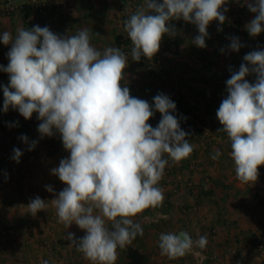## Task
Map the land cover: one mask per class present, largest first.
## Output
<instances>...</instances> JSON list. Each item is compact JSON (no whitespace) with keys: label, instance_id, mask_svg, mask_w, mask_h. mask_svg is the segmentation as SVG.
<instances>
[{"label":"clouds","instance_id":"1","mask_svg":"<svg viewBox=\"0 0 264 264\" xmlns=\"http://www.w3.org/2000/svg\"><path fill=\"white\" fill-rule=\"evenodd\" d=\"M238 2V0H236ZM228 0H143V4L123 21V30L132 44L131 59H151L165 36H175L170 24L183 20L194 24L197 47H206L207 28L212 21L223 25ZM255 17L245 26L255 37L264 31V0H246ZM223 9V11H222ZM222 30L218 28V31ZM228 47L238 52L243 46L238 37H230ZM89 29L74 35H59L49 27H18L16 35L0 33L4 45L11 43L9 60L0 71L9 74V86L3 87V111L11 107L26 120L37 113L40 137L60 133L69 156L60 160L51 173L66 187L51 200L60 223L69 228L75 223L85 235L66 236L90 264H115L118 249L131 245L143 228L134 218L146 209L162 205L164 191L159 182L169 162L179 163L194 151L173 113L176 104L158 93L153 104L133 97L122 83L128 56L119 47L98 50L90 43ZM223 51V49L221 50ZM239 70L226 81L228 95L217 110L222 125L218 132L230 141L229 156L236 178L255 183L258 168L264 165V50L244 55ZM249 65L251 67H249ZM255 74V82L245 77ZM161 114L154 128L148 121ZM20 139L35 148L37 141ZM17 163L23 155L13 149ZM222 155L214 151L213 160ZM48 192L54 189L45 186ZM31 215L46 210L39 196L27 205ZM111 222V227L106 222ZM207 237L193 240L187 231L160 233L161 255L177 259L205 249ZM199 255V253H196ZM43 264H49L43 261Z\"/></svg>","mask_w":264,"mask_h":264},{"label":"crops","instance_id":"2","mask_svg":"<svg viewBox=\"0 0 264 264\" xmlns=\"http://www.w3.org/2000/svg\"><path fill=\"white\" fill-rule=\"evenodd\" d=\"M3 1L0 0V4ZM14 1L19 8L10 18H0V33L8 31L15 37L18 27H43L31 15L30 10L25 19L23 7L26 6V0ZM255 15L247 8L245 26ZM116 18V4L113 0H76L71 18L50 27V30L63 36L74 35L87 27L91 36L90 43L103 51L107 47H116L117 39L124 32ZM175 29V36L165 34L162 39L167 47L159 57V76L154 78L149 75L142 69L141 60L133 61L130 57L122 83L129 87L133 97L146 100L150 105L158 93L166 94L170 89H178L182 95V109L200 116L207 133L188 123L180 125L189 133L186 138L193 145L194 151L188 158L174 164L172 175L163 176L159 182L165 197L162 205L146 209L134 218L135 222L141 224L143 235H138L129 246L140 249L149 258L150 264H175L174 259L170 263L167 256H160L157 247L159 235L162 232L178 234L180 231H187L192 238L196 235H211L206 249L210 253H216L218 259L209 260L207 264H255L252 235L258 226L259 217L264 215V178L257 179L253 184L242 183L236 178L234 162L229 156L230 141L225 133L217 131L222 125L216 113L222 100L228 95L226 81L233 72L239 70L242 63H246L244 55L254 50H264V31L253 37L244 27L242 35L238 37L243 45L238 52L232 51L228 45H221L210 52L207 50V43L205 48L195 45L197 27L194 24L184 22L181 26H175ZM169 43H174V46L171 48ZM10 48L11 43L4 45L0 41V65H8L7 53ZM245 79L254 83L256 77L251 74ZM7 81L9 74L0 71V98L3 97V87L7 85ZM137 87L143 89V94L136 91ZM8 111L3 113L13 114L14 109L10 107ZM1 117L4 116L0 115L3 134L8 135L6 130H10L12 135L0 139V151L7 148L13 152L12 144L18 143L21 147L19 149H26V152L20 157L19 163L12 161L14 168L9 173L5 174L0 170V229L14 227L27 232L10 245L0 242V264H43L49 248H57L72 259L78 251H75V246L70 244L66 236L71 232L79 239L85 232L75 223L66 228L59 222L56 209L51 204V200L66 187L51 173L53 168L59 166L61 159L69 156L56 141L60 133L54 129L55 135L41 138L37 131L41 121H38L33 133L27 135L29 143L37 141L35 148L29 151V144L24 143L21 136L15 135L16 126L10 121L11 117ZM148 123L156 127L151 119ZM217 149L222 155L218 160H213L211 157ZM192 161H195L194 166ZM188 180L195 184L193 191L186 185ZM164 183H167L166 187L162 186ZM46 185L52 186L54 191L48 192ZM174 186L177 188L176 192L171 190ZM32 188L36 194L30 197L29 191ZM196 193V209L193 210L191 197ZM36 196L45 200L47 207L33 216L27 205ZM156 215L165 217L156 223L144 220ZM106 226L110 228L111 222H106ZM126 263L123 249H118L115 264ZM70 264H74V261ZM83 264L90 263L86 261Z\"/></svg>","mask_w":264,"mask_h":264},{"label":"built area","instance_id":"3","mask_svg":"<svg viewBox=\"0 0 264 264\" xmlns=\"http://www.w3.org/2000/svg\"><path fill=\"white\" fill-rule=\"evenodd\" d=\"M76 0H26V4L30 8L31 15L44 27H52L58 25L62 21L69 20L72 15V7ZM116 4L117 11V22L123 27V21L127 19L131 14H133L137 7L143 4V0H113ZM162 2V0H161ZM225 8L228 10L224 13L226 16L225 23L223 25L219 24V21H212L208 28V38H206L207 50L213 51L219 48L221 45H229L230 37H239L242 35L244 31V27L247 21V5L245 0H232L229 1ZM19 8V6L15 3L14 0H4L0 4V18H10L11 15ZM223 11V9H222ZM170 24L174 26H181L184 24L183 20H173L170 21ZM218 28L222 29L218 31ZM195 37L199 34L198 29L196 30ZM169 46L172 48L174 43H169ZM116 47H119L127 56L128 60L131 57L130 52L132 48V44L127 34L123 32L121 37L116 44ZM167 47V43L164 40L161 41L159 51L151 58L141 57L142 69L146 71L149 75L154 78L159 76L161 73V69L159 66V57L164 52ZM136 91L140 94H143V89L139 87L136 88ZM176 104V110L173 115H176L180 120V125L182 123L191 124L194 128L202 131L204 130L207 133V129L204 127L203 119L191 112L185 111L181 107L182 95L178 89H170L165 94ZM151 121L157 126L160 119L161 114L159 112H155L154 116L150 118ZM22 122L28 128L34 129L36 127L38 121L36 119L35 112L33 113L31 119L26 120L22 117ZM58 142L62 143L61 136L57 138ZM14 148L18 147V143H14ZM4 161L6 163H12V154H7L4 157ZM195 165V161H192V166ZM174 164L169 162V166L166 167L164 176L169 177L172 175ZM258 179L264 178V167L258 168ZM167 183H164L162 186L166 187ZM188 189L194 190L195 184L192 180H188L186 183ZM206 187V186H205ZM172 192H176L177 188L174 186L171 188ZM43 194V191H40ZM36 194L35 189H31L29 191V196L33 197ZM198 194L192 195V209H196V199ZM164 215H156L150 218H144L147 223H156L161 218H164ZM31 221V219H29ZM26 231L16 229V228H4L0 230V239L4 240H14L18 237H21L25 234ZM252 243L254 248L253 261L255 264H264V215H261L258 219V226L254 235H252ZM196 253H199L197 255ZM190 255L196 261V264H203L206 260H215L218 258L217 254L208 253L207 249H194L193 253ZM79 260H86L82 253L78 252ZM49 264H70L73 261V258L68 257L67 254L62 253L57 248H49L47 252V256L45 258ZM44 260V261H45Z\"/></svg>","mask_w":264,"mask_h":264},{"label":"rangeland","instance_id":"4","mask_svg":"<svg viewBox=\"0 0 264 264\" xmlns=\"http://www.w3.org/2000/svg\"><path fill=\"white\" fill-rule=\"evenodd\" d=\"M6 86H9V81H7V85ZM3 100H4V97H2V98H0V115L1 116H4V118L5 117H12V115H17V116H21L20 114H19V112H18V110H14V112H12L13 114H11V113H3L4 111H1V109H3ZM2 107V108H1ZM9 112V111H8ZM36 114V119H37V116H38V114L37 113H35ZM21 117H23V116H21ZM4 118H2L1 117V119H4ZM37 121H39L38 119H37ZM10 135H12V133H9L8 135H6V134H3V130L2 129H0V139L1 138H3V137H7V136H10ZM58 137H60V136H57V138ZM57 138H56V141H57V143H58V145L59 146H63V144H61V143H59L58 142V140H57ZM11 144V143H10ZM7 146H9V145H7ZM12 146H13V144H12ZM16 148H21L20 147V145L18 144V147H16ZM1 152V151H0ZM26 152V149H22V153H25ZM12 154L13 152L10 150V149H5L4 151L2 150V152H1V156H0V158L2 159L1 161H0V170L2 169V172H4L5 174H7V173H9V170H12L13 168H14V164H13V162L12 163H6L5 161H4V157H5V155H7V154ZM13 157V156H12ZM12 161H13V159H12ZM150 217H152V216H150ZM4 228H9V227H4ZM4 228H1L0 230H3ZM10 228H14V227H10ZM16 229H18V228H16ZM21 230V229H20ZM27 232V231H26ZM25 232V233H26ZM199 236H201V235H199ZM199 236H194V238H193V240H195V239H197ZM206 237H207V241H208V238L211 236V235H205ZM15 240V239H14ZM14 240H4V239H0V242L2 241V242H5V243H9V245H10V243H12V242H14ZM158 241H159V238H158ZM158 247V246H157ZM206 248H207V246H206ZM158 249H159V247H158ZM76 251V250H75ZM74 251V252H75ZM208 251V250H207ZM159 252H160V249H159ZM208 253H210L209 251H208ZM154 255L156 254L157 255V252H154L153 253ZM160 254H161V252H160ZM211 254V253H210ZM213 254H216V253H213ZM151 255V254H150ZM161 257H162V255H160ZM163 257H165L164 255H163ZM72 258H73V261H74V264H83L84 262H86L87 260H79L78 259V253H76L75 255H73L72 256ZM218 259V258H217ZM217 259H215V260H211V261H217ZM153 260V259H152ZM151 260V261H152ZM172 259H169V262L170 263H172V261H171ZM168 261V260H167ZM175 264H177V262H181L182 264H196V261L194 260V258L190 255V254H187V255H185L184 257H181V258H177L176 260L174 259V261H173ZM90 263V262H89Z\"/></svg>","mask_w":264,"mask_h":264},{"label":"trees","instance_id":"5","mask_svg":"<svg viewBox=\"0 0 264 264\" xmlns=\"http://www.w3.org/2000/svg\"><path fill=\"white\" fill-rule=\"evenodd\" d=\"M23 9L25 10V19L27 18V13L30 10L29 6L26 4V6L23 7ZM26 24L28 23L27 21L25 22ZM121 37V36H120ZM120 39V38H119ZM119 39H117V43L119 41ZM11 122L15 123V135H29L31 133H33V131L36 129V127H34V129L28 128L27 126H25L22 122V117L21 116H17L12 115V117L10 118ZM3 130V129H2ZM4 131V130H3ZM7 134L10 133V130H6ZM124 252V257L126 258L127 263L126 264H150L149 262V258L138 248L133 247V246H127L125 249H123ZM176 260V259H175ZM209 261L206 260L203 264H207ZM177 264H182L181 262H177Z\"/></svg>","mask_w":264,"mask_h":264},{"label":"water","instance_id":"6","mask_svg":"<svg viewBox=\"0 0 264 264\" xmlns=\"http://www.w3.org/2000/svg\"><path fill=\"white\" fill-rule=\"evenodd\" d=\"M180 232H182V231H180ZM180 232H179V233H180ZM179 233H178V234H179Z\"/></svg>","mask_w":264,"mask_h":264}]
</instances>
